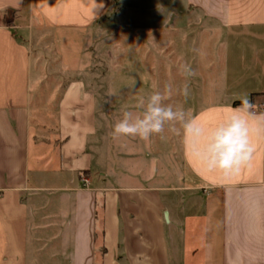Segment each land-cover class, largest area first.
Listing matches in <instances>:
<instances>
[{
  "label": "crops",
  "instance_id": "0c3cea01",
  "mask_svg": "<svg viewBox=\"0 0 264 264\" xmlns=\"http://www.w3.org/2000/svg\"><path fill=\"white\" fill-rule=\"evenodd\" d=\"M95 2L103 7L93 0H0V264H264V130L252 135L250 166L227 177L205 171L182 137L192 184L153 186L146 144L126 155L142 170L113 160L114 171H104L97 160L102 119L84 84L64 92L56 132L33 109L27 17L36 13L55 31L82 34L105 20L113 0ZM187 6L225 45L224 103L199 111V122L215 126L244 95L253 117L264 115V0Z\"/></svg>",
  "mask_w": 264,
  "mask_h": 264
},
{
  "label": "rangeland",
  "instance_id": "374dc122",
  "mask_svg": "<svg viewBox=\"0 0 264 264\" xmlns=\"http://www.w3.org/2000/svg\"><path fill=\"white\" fill-rule=\"evenodd\" d=\"M11 19L8 13L5 20ZM26 20L31 26L25 42L33 57V109L53 132L64 92L71 84H84L102 119L97 160L104 171H114L113 160L116 165L133 164L135 171L142 170L141 162L130 161L126 155L143 150L146 144L152 161V170L147 166L146 173L155 179L153 186L161 182L172 186L175 180L192 184L182 162V135L166 130L153 136L149 145L139 138L111 135L123 110H134L138 96L165 85L175 90L187 83L189 96L177 92L169 102L182 105L193 116L207 106L224 103L225 81L220 73L225 45L206 34L202 29L206 21L189 9L187 0H113L105 20L82 34L55 31L36 13ZM182 63L190 64L195 75H181ZM190 240L187 237L188 246Z\"/></svg>",
  "mask_w": 264,
  "mask_h": 264
},
{
  "label": "clouds",
  "instance_id": "9594fccd",
  "mask_svg": "<svg viewBox=\"0 0 264 264\" xmlns=\"http://www.w3.org/2000/svg\"><path fill=\"white\" fill-rule=\"evenodd\" d=\"M93 3L94 8L103 7L95 0ZM179 71L185 78L195 75L190 64L182 63ZM177 92L187 98L190 94L187 83L179 89L174 90L169 84L162 90L138 96L132 106L134 110H123L121 118L113 125V138L132 137L147 142L167 130L182 135L185 149H190L201 167L210 174L227 177L249 167L256 151L252 135L264 130V115L253 117L254 105L248 96L240 97L241 105L232 109V114L221 122L204 126L190 110L169 102Z\"/></svg>",
  "mask_w": 264,
  "mask_h": 264
},
{
  "label": "built area",
  "instance_id": "2783aa9c",
  "mask_svg": "<svg viewBox=\"0 0 264 264\" xmlns=\"http://www.w3.org/2000/svg\"><path fill=\"white\" fill-rule=\"evenodd\" d=\"M262 107H264V105ZM82 182H83L85 187H87L89 185V180L87 178H83Z\"/></svg>",
  "mask_w": 264,
  "mask_h": 264
},
{
  "label": "trees",
  "instance_id": "16d2710c",
  "mask_svg": "<svg viewBox=\"0 0 264 264\" xmlns=\"http://www.w3.org/2000/svg\"><path fill=\"white\" fill-rule=\"evenodd\" d=\"M235 105H237V106H238V105H241V102H236Z\"/></svg>",
  "mask_w": 264,
  "mask_h": 264
}]
</instances>
